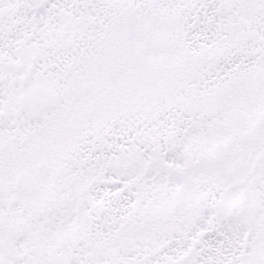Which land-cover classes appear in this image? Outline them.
<instances>
[{
	"label": "snow or ice",
	"instance_id": "snow-or-ice-1",
	"mask_svg": "<svg viewBox=\"0 0 264 264\" xmlns=\"http://www.w3.org/2000/svg\"><path fill=\"white\" fill-rule=\"evenodd\" d=\"M0 264H264V0H0Z\"/></svg>",
	"mask_w": 264,
	"mask_h": 264
}]
</instances>
